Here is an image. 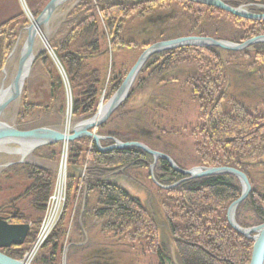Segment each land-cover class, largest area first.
<instances>
[{
	"label": "rangeland",
	"instance_id": "obj_1",
	"mask_svg": "<svg viewBox=\"0 0 264 264\" xmlns=\"http://www.w3.org/2000/svg\"><path fill=\"white\" fill-rule=\"evenodd\" d=\"M50 1H35L39 15ZM82 1H66L48 23L40 27L29 74L18 97L7 105L1 115L0 120L5 125L22 131L46 128L72 135L78 125L96 117L100 109L111 101L140 56L151 46L163 42L158 39L162 37L160 35L185 33L193 27L186 23V19L189 14H195L194 10L203 17L195 33L212 23L222 27L228 38L248 36L254 32L264 36V25H261L260 31L255 25L226 14L217 16L196 7L191 10L188 3L179 0L168 4L167 9L158 7L147 11L144 8L140 13L134 12L113 33L103 17V7L96 0H87L90 5L84 10ZM240 7L251 11L254 8L264 10L262 5ZM37 17L29 0H0V93L11 86L17 75L27 29ZM220 41L236 45L247 42ZM217 49L214 58H209L213 66L211 73L204 64L195 61L176 58L163 61L164 58L158 56L171 50L152 55L136 76L126 100L103 124L90 130L100 136V147H111L115 140L121 143L139 142L169 157L182 172L211 168L200 163L197 147L214 150L215 157L223 160L225 155L220 147L224 141L227 143L234 138L213 135L208 126L209 116L218 114L217 119L223 122L231 114L230 107L236 103H242L252 113L264 116V43L251 45L240 52ZM66 55H72L80 63L71 74L62 60ZM202 71L208 72L212 81L217 72V75L228 74L230 77L227 81L224 76L225 82L219 94L204 109L198 97L192 94L193 79L204 80ZM86 91L97 93L95 112L91 116L74 115L75 99L79 97L82 100L81 95ZM74 144L82 150L77 165L70 160V148ZM92 144L96 145L91 138L81 137L72 142L40 145L29 152L21 151L14 144L0 149V213H8V206L15 207L17 214L14 222L31 227L25 244L14 246L25 249L21 261L31 252L40 225L50 213L51 198L61 189L65 200L52 230L53 233L63 221L58 232L57 264H181L172 235L170 211L182 202L183 181L198 178H190L170 164L184 179L167 189L171 182L167 178L164 181L158 178L162 175L158 171L159 160L162 159L155 160L142 149L151 157L147 164L110 168L108 181L138 203L134 206L139 205L148 216L151 234L155 236L154 239L142 232L143 236L152 240L146 245L138 241L128 242L126 233L118 236L110 233L107 220L96 214L100 208L98 193L87 192ZM238 163L245 166V174L251 184L250 193L257 192L264 198V147ZM29 169L46 170L55 177L52 193L42 213L36 211L32 204L35 192L30 190L32 180ZM72 180L73 194L67 203V191ZM176 192L182 196L177 198ZM10 210L13 211V208ZM241 218L250 224L257 223L253 213L245 206L241 209ZM257 226L260 225L253 227ZM49 238L39 248L31 264L41 259L49 260L51 247L44 248ZM158 252L162 253V258L157 255Z\"/></svg>",
	"mask_w": 264,
	"mask_h": 264
},
{
	"label": "trees",
	"instance_id": "obj_2",
	"mask_svg": "<svg viewBox=\"0 0 264 264\" xmlns=\"http://www.w3.org/2000/svg\"><path fill=\"white\" fill-rule=\"evenodd\" d=\"M36 1V0H35ZM34 1V2H35ZM178 0H96L101 8L103 17L108 22V29L114 33L124 21L134 12H141L142 9L154 10V8H166L171 2ZM188 3L198 10L212 13L214 15H224L245 21L248 24L255 25L261 31V25L264 21H254L236 17L220 8L208 6L200 3L191 2L188 0H179ZM225 4L239 8L242 5H262L264 0H222ZM29 0L30 7L33 10L34 16L39 15V9L34 3ZM90 5V1L83 0L82 8L86 9ZM255 7V6H254ZM167 9V8H166ZM78 10V9H77ZM193 10V8L191 9ZM195 14H189L186 19L188 25H193L185 33H168L160 35L158 38L161 41H169L181 37L202 36L211 37L216 40L231 39L233 42H246L262 35L261 33H251L248 36L242 35L237 38H228L224 35L223 28L209 23L199 33H195V28L199 26L203 19L199 11L194 10ZM192 12V11H190ZM252 12L264 14V10L252 9ZM143 14H140L142 16ZM13 22V21H12ZM85 24V22H84ZM120 24V25H119ZM160 41V40H159ZM155 42V41H152ZM216 47H194L186 46L175 50L159 54L163 61H171L186 59L204 64L210 70L212 66L209 58H214ZM63 62L68 66V72L71 74L76 67L80 65L79 61H75L72 55H66L62 58ZM200 64V65H201ZM70 65L72 68L70 69ZM212 71L210 70V73ZM207 73V74H206ZM204 80L195 78L192 83V94L201 102V107L204 109L210 106L219 94L220 87L224 85V80L218 79L212 81L208 72L202 71ZM195 83V85H194ZM83 98L75 99L73 114L93 115L95 99L97 93L95 91L84 92L81 95ZM89 104L87 105V103ZM89 106V107H88ZM217 111V110H216ZM218 112V111H217ZM218 114L209 116V130L215 136L227 138L232 136L231 141H224L220 147V151L225 155L223 160H218L215 157L214 150H206L197 147V153L200 156V163L207 167H230L239 171L245 172V166L238 163L241 159L247 156H252L261 147H264V116L252 113L251 110L242 103H236L231 114L221 122ZM230 140V139H228ZM218 142V141H217ZM79 143V142H78ZM75 143V144H78ZM220 144V142H218ZM72 145L70 148V160L77 165L81 159V147ZM226 145V146H225ZM82 146V144L80 145ZM231 146V147H230ZM228 154V155H227ZM228 157H227V156ZM151 159L150 155L137 148L111 150L103 152L99 150L95 144H92L90 156L91 167L88 170L86 188L87 192L96 191L98 193L99 209L96 212L101 219H106L110 233L115 236L125 234L128 242H140L141 245H146L152 241L146 235H150L155 239L154 234H151L148 224V216L137 205L136 201L131 198L126 192L118 188L115 184L108 181V173L110 168H126L135 165H145ZM160 167L158 171L162 175L158 176L161 181L166 178L170 185L184 179V176L172 169L170 164L165 160L159 161ZM29 176L32 180L30 190L35 192L33 197V206L35 210L42 213L46 205V201L53 190L55 177L46 170L36 171L29 169ZM159 181V180H158ZM161 183V182H160ZM74 181H70V188L67 191V200L69 203ZM183 198L179 192H176V197H181L182 202L170 211V220L172 235L175 237L176 249L181 258L182 264H249L251 261L253 242L235 231L228 222L227 211L234 201H236L242 193V188L238 180L230 175L208 176L181 184ZM175 194V193H174ZM138 204V203H137ZM67 205V204H66ZM249 208L257 219L256 224H250L241 218V209ZM236 221L243 228L253 227L264 223V198L259 193L252 192L246 200L240 205L236 212ZM63 221L59 222L56 230L45 244L44 248L51 247V255L47 259L37 260L36 264H57V254L59 249L60 228ZM150 240V241H149ZM31 243V241H30ZM156 244V243H155ZM158 246V245H157ZM24 247H11L3 250L2 253L16 260H21ZM155 250V247H154ZM158 251V250H157ZM161 252L157 255L161 257ZM162 258V257H161Z\"/></svg>",
	"mask_w": 264,
	"mask_h": 264
},
{
	"label": "water",
	"instance_id": "obj_3",
	"mask_svg": "<svg viewBox=\"0 0 264 264\" xmlns=\"http://www.w3.org/2000/svg\"><path fill=\"white\" fill-rule=\"evenodd\" d=\"M68 0H51L47 6L43 9L41 14L34 20L32 25L27 29L28 35L24 42L22 48V54L20 57V63L17 75L11 84L5 91L0 93V119L3 111L7 105L18 97L19 92L22 88L23 82L29 74L31 65L35 59L34 43L36 37L39 35L40 27L48 23L55 11ZM195 3H200L208 6H213L220 8L236 17L243 19L254 20V21H264V14H257L244 7L233 8L225 4L222 0H188ZM264 43V36L255 37L243 45H236L226 41L216 40L210 37L202 36H189L181 37L169 41H163L157 43L150 48H148L138 59L136 64L132 67L129 74L127 75L125 82L122 87L116 93V95L111 99V101L103 108L100 109L98 115L91 120H88L80 125H78L74 130L72 135H66L63 132L39 128L30 131L18 130L14 127L5 125L0 120V149H4L9 144H14L20 147V150H25L26 152L32 151L34 148L40 145L53 144L58 142H72L81 137H88L95 141L97 147L101 151H111V150H122L130 148H139L152 155L155 160L164 159L167 160L173 168L180 171L182 174L189 176L190 178H200L208 176H221V175H233L237 177L241 183L242 193L241 196L234 201L227 211L228 222L231 227L243 235L246 238L252 239L254 241L253 251L251 256V261L249 264H264V224L252 227L243 228L236 221V210L240 204L246 200L250 191L251 184L247 175L237 169L229 167H211V168H195L191 171L182 172L179 170L169 157L166 155L153 151L146 145L139 142L121 143L115 140V144L108 148L100 147V136L91 132L90 130L95 129L99 125L103 124L114 112L115 110L126 100L129 91L133 85V82L140 72L141 68L145 62L154 54L165 51L178 49L186 46H197V47H216L225 51L240 52L247 47ZM31 227L28 224L22 225H11L4 218H0V249H8L12 246H23L30 234ZM178 254V251H177ZM179 256V254H178ZM180 262L182 264L181 258L179 256ZM0 264H27L21 260H16L0 251Z\"/></svg>",
	"mask_w": 264,
	"mask_h": 264
},
{
	"label": "built area",
	"instance_id": "obj_4",
	"mask_svg": "<svg viewBox=\"0 0 264 264\" xmlns=\"http://www.w3.org/2000/svg\"><path fill=\"white\" fill-rule=\"evenodd\" d=\"M64 194L61 192V189L58 190L55 195L51 198V206H49L50 213L44 218L43 222L40 225L38 238L33 245L31 252L26 255V258H23V262L31 264L39 250V248L46 242L52 233L53 228L55 227L56 222L58 221L57 215H59L64 202Z\"/></svg>",
	"mask_w": 264,
	"mask_h": 264
},
{
	"label": "flooded vegetation",
	"instance_id": "obj_5",
	"mask_svg": "<svg viewBox=\"0 0 264 264\" xmlns=\"http://www.w3.org/2000/svg\"><path fill=\"white\" fill-rule=\"evenodd\" d=\"M218 73V72H217ZM217 73H215L214 74V76H215V82L218 80V79H220V80H224V76H225V79L227 80V81H229V79H230V77L228 76V74L227 75H217ZM195 79V78H194ZM193 79V80H194ZM201 80V79H200ZM229 87V86H228ZM232 110H233V106H231L230 107V109H229V112H232ZM208 126H210V124H209V122H208ZM157 152V151H156ZM162 160H164V159H162ZM160 161V160H159ZM165 161H167V160H165ZM168 162V161H167ZM169 163V162H168ZM170 164V163H169ZM230 168V167H229ZM179 182H182V180H180ZM183 182H185V181H183ZM163 188H166V187H164V186H162ZM170 188V186H167V189H169ZM10 208H13V211L12 210H10ZM14 209H15V207H11V206H8V213H5V214H1L0 213V218H4L9 224H11V225H18L17 223H15L14 222V218H15V216H16V211H14ZM4 249H0V251L2 252Z\"/></svg>",
	"mask_w": 264,
	"mask_h": 264
}]
</instances>
